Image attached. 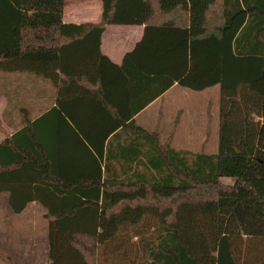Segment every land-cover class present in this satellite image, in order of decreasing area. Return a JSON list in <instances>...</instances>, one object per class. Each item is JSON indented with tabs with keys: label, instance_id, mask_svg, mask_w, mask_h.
I'll return each instance as SVG.
<instances>
[{
	"label": "trees",
	"instance_id": "trees-1",
	"mask_svg": "<svg viewBox=\"0 0 264 264\" xmlns=\"http://www.w3.org/2000/svg\"><path fill=\"white\" fill-rule=\"evenodd\" d=\"M84 1L0 0V71L59 88L56 107L0 142V194L14 213L45 208L50 264H97L126 226L155 235L141 237L147 264H264L248 245L264 240V0H102L100 23H64L66 6ZM108 24L145 26L121 65L101 51ZM70 82L83 89L73 101L98 95L113 119L100 140L86 135L96 152L79 176L61 169L46 134L74 120L62 104ZM175 84L220 85L216 153L176 150L136 123ZM121 127L125 139L113 135Z\"/></svg>",
	"mask_w": 264,
	"mask_h": 264
},
{
	"label": "crops",
	"instance_id": "crops-1",
	"mask_svg": "<svg viewBox=\"0 0 264 264\" xmlns=\"http://www.w3.org/2000/svg\"><path fill=\"white\" fill-rule=\"evenodd\" d=\"M102 19V0H87L84 2L72 3L66 6L63 13V22L67 24H98ZM144 31V25L108 24L101 38V51L113 63L121 65L125 55L131 52L142 40ZM88 84L93 91L96 92L98 90V85L97 83L95 84L94 81H92V83L88 82ZM64 85H66V87H64V93L62 94V97H64V99H62V104L68 109V114L74 117L75 121L73 119H68V123L61 121V123L58 124L50 122L47 131L48 133L46 134L50 135L52 141V155L55 158L59 157L62 160L60 166L61 169L68 172L70 176H75L74 172L79 176L78 173L80 172V169L86 165L87 155L91 156L88 148L94 153L96 152V150L87 143L86 135H92L95 139L100 140V133L103 134L110 129L113 119L111 118V114H108L109 112L107 110L103 112L104 110H102L100 103L96 102L95 99H98V95L95 98L88 94L85 96V99L73 101L79 96L78 93L82 92L83 89H80L77 86L79 84L76 82H70L69 84ZM69 85L71 88L67 89V86ZM178 86L180 85L175 84L172 86L162 96L153 101L134 117L138 125L148 131L158 133L161 141H169L171 146L176 130L179 126L180 117L182 116H180V114L183 113L181 110L182 108L178 110L179 112L175 118L172 126L173 128L165 140H162L161 138V134L164 133H162V130L160 129V122L155 128L147 129L138 121L139 118L144 116L145 113L156 105H159L163 100L165 104H168L170 101L166 103V101L169 100V98L166 97L171 90H175ZM58 97L59 88L50 80L29 72L0 71V142L17 134L26 125L50 111L53 107H56ZM160 111L162 114L164 113L162 108ZM187 116H192V114L188 113ZM160 117L162 119L163 115ZM131 132L132 130L121 127L120 129L113 131V135L123 133V139H125L126 135ZM176 150L191 151L187 148ZM67 178L72 180L69 176H67ZM2 194L6 195L5 199L10 208L8 202L9 193ZM34 205L40 207L42 210L44 209L43 213L46 215L45 208L36 201L29 203L27 208L19 214H26ZM14 214L16 216L18 215V213ZM16 226L17 225L14 223L11 225L9 224L8 226L0 223L1 231L7 233H9L11 229L14 230ZM17 227L19 228V226ZM5 235L7 237V234Z\"/></svg>",
	"mask_w": 264,
	"mask_h": 264
},
{
	"label": "rangeland",
	"instance_id": "rangeland-1",
	"mask_svg": "<svg viewBox=\"0 0 264 264\" xmlns=\"http://www.w3.org/2000/svg\"><path fill=\"white\" fill-rule=\"evenodd\" d=\"M166 98H169L166 101V103L170 101L168 104H165L163 100L139 118L138 122L147 129L155 128L160 122V129L164 133L161 134V138L165 140L173 128L178 110L182 108L183 113L180 114L182 116L172 146L176 149L187 148L192 153H216L219 147L221 122L220 85L200 91L178 86L175 90H171ZM161 108L164 111L163 114L160 111ZM187 112L192 116H187ZM223 182L231 184L234 180L223 178ZM5 196L0 195V223L6 226L14 223L19 228L16 226L9 233L2 232L0 228V252L8 256L13 264H50L49 221L43 213L44 209L34 205L26 214L18 213L16 216L8 207ZM150 232H152L150 228L143 230V227L139 226L122 228L114 240L99 247L97 264H147L150 258L143 247L141 237L143 235L154 237L155 235H150ZM248 245L252 246L250 254L252 260L264 258V240L254 239ZM244 248L243 245V252ZM0 264H4L1 259Z\"/></svg>",
	"mask_w": 264,
	"mask_h": 264
}]
</instances>
